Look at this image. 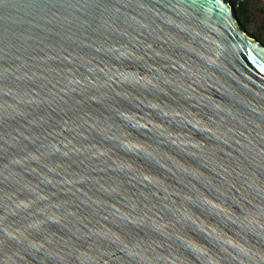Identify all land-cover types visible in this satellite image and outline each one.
Instances as JSON below:
<instances>
[{
    "label": "water",
    "instance_id": "95a60500",
    "mask_svg": "<svg viewBox=\"0 0 264 264\" xmlns=\"http://www.w3.org/2000/svg\"><path fill=\"white\" fill-rule=\"evenodd\" d=\"M0 264H264V44L225 0H0Z\"/></svg>",
    "mask_w": 264,
    "mask_h": 264
},
{
    "label": "rangeland",
    "instance_id": "374dc122",
    "mask_svg": "<svg viewBox=\"0 0 264 264\" xmlns=\"http://www.w3.org/2000/svg\"><path fill=\"white\" fill-rule=\"evenodd\" d=\"M249 21L247 33L255 37L257 34L264 35V0H248Z\"/></svg>",
    "mask_w": 264,
    "mask_h": 264
},
{
    "label": "trees",
    "instance_id": "16d2710c",
    "mask_svg": "<svg viewBox=\"0 0 264 264\" xmlns=\"http://www.w3.org/2000/svg\"><path fill=\"white\" fill-rule=\"evenodd\" d=\"M233 5L236 18L240 24L242 30L247 31V24L249 21V1L248 0H225ZM264 44V35L257 34L255 35Z\"/></svg>",
    "mask_w": 264,
    "mask_h": 264
}]
</instances>
